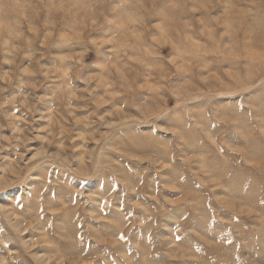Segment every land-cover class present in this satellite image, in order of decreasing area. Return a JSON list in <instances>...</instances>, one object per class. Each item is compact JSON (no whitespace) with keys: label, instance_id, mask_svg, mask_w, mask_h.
<instances>
[{"label":"rangeland","instance_id":"rangeland-1","mask_svg":"<svg viewBox=\"0 0 264 264\" xmlns=\"http://www.w3.org/2000/svg\"><path fill=\"white\" fill-rule=\"evenodd\" d=\"M0 264H264V0H0Z\"/></svg>","mask_w":264,"mask_h":264}]
</instances>
